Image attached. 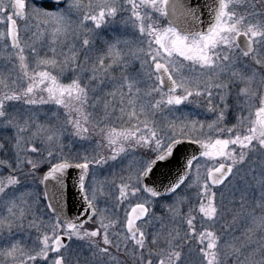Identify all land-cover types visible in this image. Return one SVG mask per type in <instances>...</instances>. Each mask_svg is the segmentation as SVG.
Wrapping results in <instances>:
<instances>
[{
    "label": "snow or ice",
    "instance_id": "snow-or-ice-1",
    "mask_svg": "<svg viewBox=\"0 0 264 264\" xmlns=\"http://www.w3.org/2000/svg\"><path fill=\"white\" fill-rule=\"evenodd\" d=\"M206 7L0 0V264H264V7Z\"/></svg>",
    "mask_w": 264,
    "mask_h": 264
},
{
    "label": "water",
    "instance_id": "water-1",
    "mask_svg": "<svg viewBox=\"0 0 264 264\" xmlns=\"http://www.w3.org/2000/svg\"><path fill=\"white\" fill-rule=\"evenodd\" d=\"M191 3V6L197 7L198 9H201L204 12V19H207V7L206 3L209 2V0H189ZM195 146H192L188 148V151H193ZM78 174V171H73L72 175L76 176ZM65 199L67 201L68 209L70 210V215H83V212L81 211V207L83 204V201L81 199V196L78 193V189L73 186L72 181H69V187L65 194Z\"/></svg>",
    "mask_w": 264,
    "mask_h": 264
},
{
    "label": "rangeland",
    "instance_id": "rangeland-1",
    "mask_svg": "<svg viewBox=\"0 0 264 264\" xmlns=\"http://www.w3.org/2000/svg\"><path fill=\"white\" fill-rule=\"evenodd\" d=\"M252 3L258 4L259 7H264V5H260L259 4V0H252V1L248 0V4L249 5L252 4ZM0 30H3V27L2 26H0ZM200 116L203 117L201 119H204L205 118V116L202 113H201ZM102 171L104 172V174H107V171L108 170H107V168H105ZM244 172H245V170L242 169L240 174L243 175ZM232 185H236L237 186V189L244 187V185L240 182V180L238 178H233L231 184H229L227 187H225L223 189V191L225 192L226 195H228L229 191L232 189ZM236 195H237V199H239V191H237ZM259 196H260L259 189L252 188V189H249L248 190V200H249V203L254 204L255 201L257 199H259ZM156 211H157V214L158 215L161 214V210L157 209ZM229 219H231V217H229ZM246 226H249V225L247 223L241 224V228L246 227Z\"/></svg>",
    "mask_w": 264,
    "mask_h": 264
},
{
    "label": "flooded vegetation",
    "instance_id": "flooded-vegetation-1",
    "mask_svg": "<svg viewBox=\"0 0 264 264\" xmlns=\"http://www.w3.org/2000/svg\"><path fill=\"white\" fill-rule=\"evenodd\" d=\"M250 1H252V0H250ZM246 3L248 4V0H246ZM249 10H251V9H249ZM41 207H43V205H41Z\"/></svg>",
    "mask_w": 264,
    "mask_h": 264
},
{
    "label": "trees",
    "instance_id": "trees-1",
    "mask_svg": "<svg viewBox=\"0 0 264 264\" xmlns=\"http://www.w3.org/2000/svg\"><path fill=\"white\" fill-rule=\"evenodd\" d=\"M199 118H203V117L199 116Z\"/></svg>",
    "mask_w": 264,
    "mask_h": 264
}]
</instances>
